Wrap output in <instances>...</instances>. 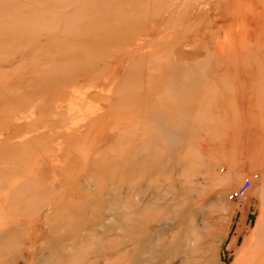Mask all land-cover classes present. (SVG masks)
Returning <instances> with one entry per match:
<instances>
[{
    "label": "rangeland",
    "instance_id": "rangeland-1",
    "mask_svg": "<svg viewBox=\"0 0 264 264\" xmlns=\"http://www.w3.org/2000/svg\"><path fill=\"white\" fill-rule=\"evenodd\" d=\"M263 221L264 0H0V264H250Z\"/></svg>",
    "mask_w": 264,
    "mask_h": 264
},
{
    "label": "bare ground",
    "instance_id": "bare-ground-1",
    "mask_svg": "<svg viewBox=\"0 0 264 264\" xmlns=\"http://www.w3.org/2000/svg\"><path fill=\"white\" fill-rule=\"evenodd\" d=\"M256 246L257 248L255 250V254L253 255V258H251L252 261L250 264H264V236L262 237V240H260ZM119 249L120 248H118V246H115L112 249L106 248V249L97 250V251H93V250L86 251V252H83V254H81L79 257H75L76 259L71 260L69 264H103L105 259H107L108 257L109 258L111 257L110 258L111 262H109V264H117V261L120 260L122 256L119 252L120 251Z\"/></svg>",
    "mask_w": 264,
    "mask_h": 264
},
{
    "label": "built area",
    "instance_id": "built-area-1",
    "mask_svg": "<svg viewBox=\"0 0 264 264\" xmlns=\"http://www.w3.org/2000/svg\"><path fill=\"white\" fill-rule=\"evenodd\" d=\"M250 184V179L245 177L241 184L237 187H235L234 190L231 191V193L229 194L231 197L237 198V197H241V195L244 194L245 190L247 189V187Z\"/></svg>",
    "mask_w": 264,
    "mask_h": 264
}]
</instances>
